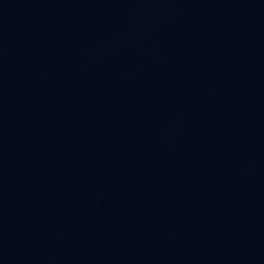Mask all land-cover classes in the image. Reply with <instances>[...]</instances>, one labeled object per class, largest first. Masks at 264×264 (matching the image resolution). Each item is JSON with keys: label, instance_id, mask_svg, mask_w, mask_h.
I'll return each instance as SVG.
<instances>
[{"label": "water", "instance_id": "1", "mask_svg": "<svg viewBox=\"0 0 264 264\" xmlns=\"http://www.w3.org/2000/svg\"><path fill=\"white\" fill-rule=\"evenodd\" d=\"M0 264H264V0H0Z\"/></svg>", "mask_w": 264, "mask_h": 264}]
</instances>
